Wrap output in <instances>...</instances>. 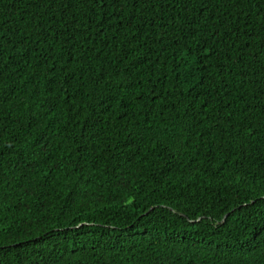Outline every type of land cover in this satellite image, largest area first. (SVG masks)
Masks as SVG:
<instances>
[{"label": "trees", "instance_id": "1", "mask_svg": "<svg viewBox=\"0 0 264 264\" xmlns=\"http://www.w3.org/2000/svg\"><path fill=\"white\" fill-rule=\"evenodd\" d=\"M0 264H264V0H0Z\"/></svg>", "mask_w": 264, "mask_h": 264}]
</instances>
